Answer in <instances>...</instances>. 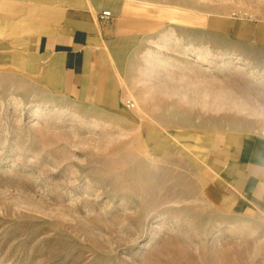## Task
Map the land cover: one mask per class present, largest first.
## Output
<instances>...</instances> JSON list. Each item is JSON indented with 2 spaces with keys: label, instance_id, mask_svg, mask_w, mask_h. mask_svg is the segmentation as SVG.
Listing matches in <instances>:
<instances>
[{
  "label": "rangeland",
  "instance_id": "374dc122",
  "mask_svg": "<svg viewBox=\"0 0 264 264\" xmlns=\"http://www.w3.org/2000/svg\"><path fill=\"white\" fill-rule=\"evenodd\" d=\"M139 1L208 19L147 35L139 89L74 99L0 50V264H264V211L204 163L215 131L264 137V0Z\"/></svg>",
  "mask_w": 264,
  "mask_h": 264
},
{
  "label": "crops",
  "instance_id": "0c3cea01",
  "mask_svg": "<svg viewBox=\"0 0 264 264\" xmlns=\"http://www.w3.org/2000/svg\"><path fill=\"white\" fill-rule=\"evenodd\" d=\"M82 1L81 13L67 11L65 0H0V50H7L16 64L37 61L41 75L54 73L74 99H92L100 86L124 91L120 79L127 90L139 89L147 35L178 21L185 30L203 29L208 22L203 14L174 3ZM105 10L110 15L101 18ZM181 38L186 48L187 39ZM204 163L212 175L209 191L223 197V203L264 211V137L215 131L208 137Z\"/></svg>",
  "mask_w": 264,
  "mask_h": 264
},
{
  "label": "built area",
  "instance_id": "2783aa9c",
  "mask_svg": "<svg viewBox=\"0 0 264 264\" xmlns=\"http://www.w3.org/2000/svg\"><path fill=\"white\" fill-rule=\"evenodd\" d=\"M109 15H110V12L108 10L102 11L99 14V16L101 18H107V17H109ZM125 105H126V107H130L131 108V107H133V102H131L130 100H126L125 101Z\"/></svg>",
  "mask_w": 264,
  "mask_h": 264
}]
</instances>
